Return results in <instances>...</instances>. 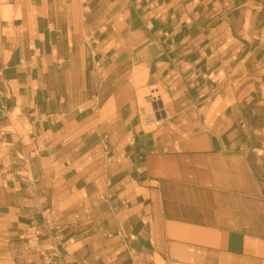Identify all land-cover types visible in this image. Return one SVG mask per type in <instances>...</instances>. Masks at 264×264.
<instances>
[{
  "label": "crops",
  "instance_id": "crops-1",
  "mask_svg": "<svg viewBox=\"0 0 264 264\" xmlns=\"http://www.w3.org/2000/svg\"><path fill=\"white\" fill-rule=\"evenodd\" d=\"M263 140L264 0H0V264H264Z\"/></svg>",
  "mask_w": 264,
  "mask_h": 264
},
{
  "label": "rangeland",
  "instance_id": "rangeland-1",
  "mask_svg": "<svg viewBox=\"0 0 264 264\" xmlns=\"http://www.w3.org/2000/svg\"><path fill=\"white\" fill-rule=\"evenodd\" d=\"M262 177L264 179V172L262 174ZM254 214H256V217L257 216H262L263 218H257L255 219V217L252 219V223L253 225H256V224H260V223H264V206L261 207L259 204H254ZM251 220H248L247 219V222H250Z\"/></svg>",
  "mask_w": 264,
  "mask_h": 264
},
{
  "label": "water",
  "instance_id": "water-1",
  "mask_svg": "<svg viewBox=\"0 0 264 264\" xmlns=\"http://www.w3.org/2000/svg\"><path fill=\"white\" fill-rule=\"evenodd\" d=\"M153 108L156 112H158L156 116L159 117L160 116L159 111L160 109L163 108L162 102L159 101V102L153 103Z\"/></svg>",
  "mask_w": 264,
  "mask_h": 264
},
{
  "label": "built area",
  "instance_id": "built-area-1",
  "mask_svg": "<svg viewBox=\"0 0 264 264\" xmlns=\"http://www.w3.org/2000/svg\"><path fill=\"white\" fill-rule=\"evenodd\" d=\"M263 143H264V140H263ZM54 237H55L57 240H61L62 234H61V233H57V234H55ZM52 259H53V256H50V257H49V262H48V264H53Z\"/></svg>",
  "mask_w": 264,
  "mask_h": 264
}]
</instances>
